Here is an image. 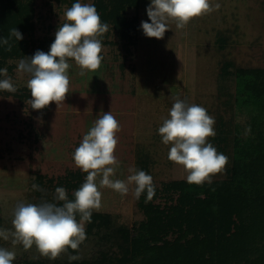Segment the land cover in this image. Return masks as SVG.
Listing matches in <instances>:
<instances>
[{"label": "rangeland", "instance_id": "1", "mask_svg": "<svg viewBox=\"0 0 264 264\" xmlns=\"http://www.w3.org/2000/svg\"><path fill=\"white\" fill-rule=\"evenodd\" d=\"M97 1L35 0L36 39L55 38L72 4L93 5ZM150 3L140 0L137 9L127 10L129 20L137 18L133 43L110 31L106 42H102L103 61L97 72L80 76V68L69 60L70 90L58 107L53 102L42 110L32 109L31 94L27 93L30 77L17 72L21 59L9 58L0 64V69H7L16 91L28 94L18 98L9 91L0 92V229L13 230L17 204L38 199L32 188L38 177L52 178V184H67L78 173L86 178L87 173L74 164V150L98 116L109 111L121 126L115 152L120 167L113 179L126 180L130 168L151 175L155 191H159L149 201L151 205L163 210L178 207L179 192L170 185L188 183L184 168L169 161L170 145H164L158 133L175 102L173 98L200 105L214 117L215 136L209 138V143L228 157V164L222 173L213 176L212 183L231 179L234 138L239 125L240 130L247 131L249 119L236 102L237 72L264 73V0H211L213 6L220 4L218 10L192 19L183 29L169 21V30L162 39L146 37L141 28L142 21L151 23L147 15ZM4 78L0 75V80ZM134 188V184L129 185L126 196L107 187L100 189L102 206L94 211L107 220L98 221L92 233H87L88 222L84 221L86 239L73 253L68 249L50 260L40 256L35 245L26 251L22 245L13 246L11 240L2 238L1 247L15 251L12 264L96 259L116 264L127 248H134L132 238L147 221V211L141 207L142 194L137 199ZM52 193L54 189L50 203L54 202ZM259 204L255 202L250 209L257 206L255 212L262 217L264 207L260 209ZM125 231L131 238L126 243L121 237ZM178 235L170 233L168 238L173 241ZM256 244L258 248L250 255L253 260L258 258L257 250L264 247V230L258 234ZM253 248L250 245L248 249ZM69 256L80 258L70 260Z\"/></svg>", "mask_w": 264, "mask_h": 264}, {"label": "clouds", "instance_id": "2", "mask_svg": "<svg viewBox=\"0 0 264 264\" xmlns=\"http://www.w3.org/2000/svg\"><path fill=\"white\" fill-rule=\"evenodd\" d=\"M219 8L220 4L213 6L211 0H151L147 8L151 23L142 21L141 28L146 37L162 39L169 30V21L183 29L192 19ZM64 17L66 22L56 31L50 50H38L31 58L21 59L18 63L17 72L30 77L27 87L31 93L29 103L34 110H42L53 102L58 107L64 102L70 90L68 70L72 65L69 60L80 68V76L95 73L102 65L100 37L109 26L101 22L96 7L76 2L65 11ZM10 35L18 41L23 39L16 28ZM3 43L8 45V39ZM8 50H11V45ZM0 75L5 77L0 80V90L15 92L17 89L8 77L7 69H0ZM173 99L175 102L168 118L163 119L158 128L162 143L170 145L168 159L184 168L189 184H211L213 176L222 173L228 164V157L209 143V138L215 136V119L200 105ZM120 131V123L111 111L101 113L73 153L75 166L87 173L85 182L73 193L74 200L68 199L64 187H57L54 199L62 201V206L46 201L39 205L17 204L13 211V230L0 229V238L11 240L13 246L22 245L26 251L35 245L40 256L55 260L69 248L78 250L85 241L83 222H90L92 212L101 208V188L107 187L126 196L129 185L134 184V196L139 199L146 191L150 201L155 195V185L153 177L145 171L130 168L131 174L126 180L113 179L120 167L115 155L119 143L117 133ZM32 188L41 190L37 184ZM15 258V251L0 247V264H12ZM79 258L69 256L70 260Z\"/></svg>", "mask_w": 264, "mask_h": 264}, {"label": "trees", "instance_id": "3", "mask_svg": "<svg viewBox=\"0 0 264 264\" xmlns=\"http://www.w3.org/2000/svg\"><path fill=\"white\" fill-rule=\"evenodd\" d=\"M139 2L111 0L106 3L98 0L93 4L101 22L109 26L108 31L100 37L102 42H106L110 31L115 30L122 38L133 43L137 18L129 20L127 10L137 9ZM35 3V0H0V64L9 58L26 59L38 50H50L55 38L35 37ZM13 28L22 34V40L18 41L10 35ZM4 39H8V45L3 43ZM237 77L236 102L240 111L248 115L245 129L250 128V131L243 128L241 131V126H238L233 144L231 179L199 186L183 182L171 184L170 188L179 192V205L166 210L151 205L146 191L142 193L141 207L147 211V221L141 223L138 236L132 238L134 248H127L126 253L116 259V264H232L233 259L235 264H264V247L257 250V259L250 257L252 251L258 248V234L264 230V224H261L264 215L261 217L255 212L257 206L250 209L255 202H260V209L264 207V73L241 69ZM0 92L7 93L5 90ZM27 93L30 96V91L27 90ZM27 93L25 90L15 91L11 95L26 98ZM81 176L78 173L73 179L75 182L68 181L67 184H52V178L38 177L34 182L41 190H34L38 198L34 204L50 203L52 189L57 187H64L68 199L74 200V191L86 180ZM158 193L155 191L156 195ZM53 203L57 206L63 204L55 199ZM76 218L80 221L79 214ZM103 219L107 220L93 211L90 222L87 221V233H92L98 221ZM259 229L262 230L258 233ZM170 233L179 235L172 241L168 238ZM121 237L125 243L131 239L126 231ZM185 239L188 241L185 242ZM250 245L256 247L249 250ZM69 251L75 252L70 248ZM102 260L58 264H114ZM33 262L22 264H40Z\"/></svg>", "mask_w": 264, "mask_h": 264}]
</instances>
